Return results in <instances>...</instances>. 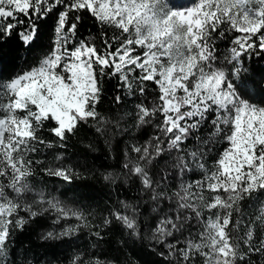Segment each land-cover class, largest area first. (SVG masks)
Returning a JSON list of instances; mask_svg holds the SVG:
<instances>
[{"label": "snow or ice", "instance_id": "1", "mask_svg": "<svg viewBox=\"0 0 264 264\" xmlns=\"http://www.w3.org/2000/svg\"><path fill=\"white\" fill-rule=\"evenodd\" d=\"M50 15L55 16L50 50L5 79L6 63L26 62L25 54L42 42L40 22ZM86 17L101 30L100 46L92 35L76 40ZM108 28L118 34L109 37ZM232 33L238 35L218 63L215 42ZM253 54L264 55V0H0V264H12L13 232L38 217L51 213L53 223H86L81 210L33 187V165L42 161L30 157L38 146L66 148L82 123L101 136L108 125L126 131L120 125L124 116L113 121L97 111L105 78H115L128 97L139 95L135 128L154 130L131 145L134 155L124 152L122 164L126 177L137 178L141 198L151 202L154 223L144 225L150 228L147 238L164 245L165 258L176 264H189L196 255L204 264H253L252 255L264 256V106L254 103L252 94L264 101V79L241 80ZM121 101L117 95L114 102ZM49 122L55 141L39 135ZM166 154L160 179L154 180V162L158 167ZM42 171L67 183L76 175L63 165ZM170 177L177 181L171 194ZM105 180L115 178L109 174ZM245 200L257 214L245 222L243 236H234L242 220L233 224V213L241 216ZM121 204L126 211H113L112 217L133 243L145 238L139 207ZM193 221L200 226L195 238L186 237L184 247H177L179 239L169 242ZM111 223L105 218V225ZM78 227L48 231L41 239L61 241ZM258 229L261 237L254 242ZM71 264L105 261L78 254Z\"/></svg>", "mask_w": 264, "mask_h": 264}, {"label": "trees", "instance_id": "2", "mask_svg": "<svg viewBox=\"0 0 264 264\" xmlns=\"http://www.w3.org/2000/svg\"><path fill=\"white\" fill-rule=\"evenodd\" d=\"M191 3V0H186ZM55 16L50 15L46 21L40 23L45 26L42 42L35 47L30 54H25L26 62L6 63L5 79L9 75L15 74L26 69L29 65L35 64L37 60L44 56L52 46L54 39L53 25ZM100 29L90 18H84L78 25L76 40L84 39L89 35L95 36L98 46H100ZM109 37L117 30L106 29ZM238 35L232 33L223 39H218L215 44L217 55L220 57L218 63H223L224 57L229 54L231 47V37ZM115 43L113 47H115ZM231 67L230 65H227ZM242 71L241 80L248 77H255L259 82L264 79V55L253 54L245 63ZM103 94L100 103L97 105V111L105 118L113 121L120 120L124 132H119L112 125H108L109 131L104 136L99 135L94 127L80 124L76 134L70 136L66 142V148H44L38 146L40 150L31 155V159L42 161V163L34 164L35 175L30 178L33 187L44 188L47 193L57 196L64 203L81 210L86 217V223L72 220H61L59 223H53L55 219L51 213L38 217L37 220L25 225L23 231L16 230L12 234L11 244L9 248V257L12 264H71L72 259L76 255H82L84 259L99 257L105 261V264H176L175 260L166 259L168 249L164 245L154 244L147 237L150 235V228L154 221L148 212L151 202H146L147 197L141 198L140 185L135 177L128 178L125 176V170L122 167L124 162V152L128 151L131 155V145L134 143H143L150 135L154 134L151 127L137 130L135 128V104L140 102L138 94L128 97L123 90H118L115 78H105L102 81ZM151 88L152 85L149 84ZM254 103L262 104L261 100L255 92L252 93ZM117 95L122 96L120 104L114 102ZM147 103V101H145ZM125 113L128 115L125 116ZM52 126L51 122L45 125L39 135L50 141H55V137L47 130ZM106 139H110V143H106ZM191 144V141H189ZM57 154H62L63 159L55 160ZM168 159L167 154L160 158L159 166L155 162L152 168L153 179H160V171L165 168L164 161ZM214 157H210V160ZM71 167L76 175L73 176L71 183L64 182L56 177L47 176L42 169L45 167L57 166ZM111 174L115 181H106L105 176ZM198 174H192L191 178H195ZM174 177V173H173ZM170 177L168 182L169 194L177 187V181ZM121 201L138 206L140 209L141 230L144 237L133 243V238L120 225L118 221L112 217L113 211H126ZM248 200L241 202L242 214L237 216L233 213V224L239 218L242 220L240 229L232 232V235H244L245 222L249 217L257 214V209H249ZM167 207V205H164ZM24 215V213H21ZM105 218L111 219L110 225H105ZM77 226L78 231L71 237H66L61 241H45L41 237L48 231H62L68 226ZM200 226L193 221L187 225L182 234H176L169 238V242L176 243L177 239L180 243L177 247H184V240L191 235L193 238ZM232 225L229 226L231 232ZM99 232L102 239L93 233ZM261 232L258 229L254 242H258ZM242 251L247 249L242 244ZM164 253V255H161ZM253 264H264V256L252 255ZM189 264H204V258L196 255L194 260ZM237 264H247L238 261Z\"/></svg>", "mask_w": 264, "mask_h": 264}]
</instances>
